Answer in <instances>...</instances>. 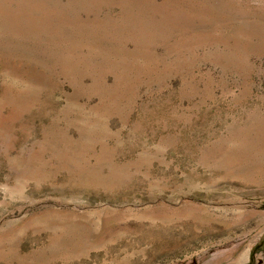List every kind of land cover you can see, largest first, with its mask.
Instances as JSON below:
<instances>
[{"label": "rangeland", "instance_id": "rangeland-1", "mask_svg": "<svg viewBox=\"0 0 264 264\" xmlns=\"http://www.w3.org/2000/svg\"><path fill=\"white\" fill-rule=\"evenodd\" d=\"M263 235L264 0H0V264H264Z\"/></svg>", "mask_w": 264, "mask_h": 264}, {"label": "trees", "instance_id": "trees-1", "mask_svg": "<svg viewBox=\"0 0 264 264\" xmlns=\"http://www.w3.org/2000/svg\"><path fill=\"white\" fill-rule=\"evenodd\" d=\"M262 239H264V235H263V238ZM261 243H264V241L261 242ZM257 250H259V243L253 247L252 252L257 251Z\"/></svg>", "mask_w": 264, "mask_h": 264}]
</instances>
